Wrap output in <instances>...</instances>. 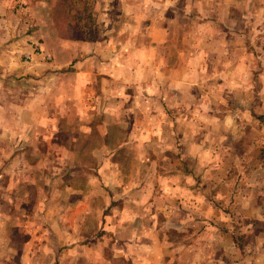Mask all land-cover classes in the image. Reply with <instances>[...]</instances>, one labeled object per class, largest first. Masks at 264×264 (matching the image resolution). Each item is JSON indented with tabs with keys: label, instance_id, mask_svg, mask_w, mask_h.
Here are the masks:
<instances>
[{
	"label": "crops",
	"instance_id": "obj_1",
	"mask_svg": "<svg viewBox=\"0 0 264 264\" xmlns=\"http://www.w3.org/2000/svg\"><path fill=\"white\" fill-rule=\"evenodd\" d=\"M105 4L102 29L88 35L85 27L67 37L61 61L41 63L33 55L15 68L8 56L28 37L12 0H0V264H210V243L199 247L203 240H171L160 231L181 230L185 209L196 217L200 200L212 197L196 183L214 166V134L246 135L247 123L264 127L258 122L264 118V0H181L171 21L150 16V0ZM9 73L31 82L20 79V94L10 96ZM165 120L174 129L167 131ZM120 124L124 137L112 147L110 134ZM92 134L102 142L87 165ZM155 134L174 136L175 143L153 145ZM151 148L187 152L204 175L184 169L183 156L174 158V173H150L164 166L151 159ZM115 149L141 151L130 162L142 174H110L113 185L106 186L103 168L118 162L104 152ZM72 169L99 185L89 193L93 199L78 194L70 202ZM225 177L222 197L240 196L242 209L225 212L244 214L240 225L249 239H231L241 255L229 264H264V175Z\"/></svg>",
	"mask_w": 264,
	"mask_h": 264
},
{
	"label": "rangeland",
	"instance_id": "obj_2",
	"mask_svg": "<svg viewBox=\"0 0 264 264\" xmlns=\"http://www.w3.org/2000/svg\"><path fill=\"white\" fill-rule=\"evenodd\" d=\"M150 1L151 6L146 8H150V16L156 18H158L159 16H166L167 20L169 21H171L170 18L173 15V7L179 5V3L181 2L180 0L175 3H171L169 0H167L168 5L164 8V6H160V0ZM171 1L174 2V0ZM12 4L13 9L18 10L22 16V34L23 36L28 37L27 44L26 42L22 43L19 51H15V54L11 53V55L8 56L10 57L9 65H12L15 68H20V63H31L33 55L39 57V60L37 61L41 63L57 60L61 61L65 55V53L62 51L63 43L66 41L67 37L75 36V32H77V30L83 29L85 27L86 30H88V35H94L95 29L98 30L99 27V30L102 29L100 26V21H98L99 14H103L102 16H105L107 14V11H102V7H107V9L105 10H108L109 8V6L105 4V0H12ZM183 7L186 8L187 13H191V8H193L191 6ZM139 8L143 10V8ZM196 8H193V12L197 10ZM245 11L247 12L246 9ZM248 11H250V8L248 9ZM144 12L145 11H141L140 13ZM197 14L201 15V13L198 11ZM202 14L205 15V12L202 11ZM78 15L80 16L79 18ZM2 59L3 58L1 57V61ZM13 63L17 64L15 65ZM1 65L2 64H0V68L2 67ZM24 78H27V76L9 73V75L7 76V80L9 82L6 85L9 95L20 94L19 92L22 88V81L20 79H23L28 83L31 82L30 79ZM153 104H155L154 108H157L158 102ZM122 108L123 107H121V109ZM259 119V123L264 122V118ZM153 121L154 120L152 119L151 124L158 127L156 121H154V123ZM164 122L166 123L165 126L168 128L167 131H170L169 129L171 128L174 129L173 122H168V120H165ZM247 124L248 130L246 131V135H242L241 131L232 136H228V134H214L213 142L215 144V147L213 149L214 151L212 152V155L214 157V166L212 167V169H210V172L207 173V176H204L203 179L199 181V183H196V186L199 187V191L202 194L204 193L205 195L208 192L212 197H210L209 200H205L203 198L200 200L199 204H201V209L197 211L198 216H191L192 213H190L188 217L189 211L185 209V216H183L185 225L181 230L167 229L160 231L161 235L165 233V235L171 240L181 238L183 242L186 241L188 243L190 241L198 243L203 240L200 245H197L199 247H203L205 243H210V245L212 246V248H210L211 246H209L211 254L207 255L208 259L210 260V264H229L231 263V260L232 262H234V260L236 262V258H239V256L241 255V250L239 248L233 250L232 247H230L231 245L229 243H232L231 239L236 241L240 240L241 242L249 241V239H246L244 237L243 229L240 225L244 220V214L241 213L240 215L238 214V212L235 213V211L239 209L231 211V214L225 212V210H228L229 208H240V196L234 197L232 198V200H229V198L227 197L224 199L222 197V192H220L221 188L223 190V188L226 187L223 183H221L222 181H220V179H225L226 175L230 176L227 177L228 179H235L239 178L240 176H244V178L248 181L253 179V174L264 175V147L262 145V141L264 140V127H261V129H254L251 123ZM122 125L125 124H120L119 129H112L109 138L112 147L113 143H116L118 139H122L124 137V134L120 133V131H122ZM163 136L164 135L159 136L158 134L152 135L151 140L153 145L162 144V142L170 145L175 143L174 136L170 138H164ZM88 141L90 142L88 143L87 147H90V149L87 153L84 154V163L87 165L92 164L95 151L94 148L98 147L99 143L102 142V139L98 134H92L90 135V139ZM231 143V150L226 149L225 146L229 144L231 145ZM176 150L170 149L167 150L168 153H165L161 152L158 148H151V152H149V156L151 157V159L158 161L159 164H162L164 166H152L151 169L149 168L150 173L153 172L156 175L174 173V170L176 168L174 165V158L176 156H183L185 167L184 169L193 170L194 173L199 177L204 175L205 168L201 166V163H198L196 161V165V163H194L193 161V157L187 155V152L183 151V153L181 154ZM105 152L104 157H109L110 160H115L118 162V167H115L114 169L112 166L108 169H106L105 167L103 168V181L104 183H106V186L113 185L110 181V174H119L122 176H139L140 174H142V169L134 162H137V158L140 155L141 151H134L132 149H115L114 151L105 150ZM163 154L164 156L162 157ZM98 158H100V155H98ZM131 159L134 160L132 163L130 162ZM163 167L165 168L163 169ZM105 172L108 173L106 174L107 176H105ZM144 172H146V170H144ZM206 177H208V180L210 179L209 183H206ZM139 184L140 183L136 182L135 188H137ZM158 185V183L155 184L156 187ZM238 185L239 186H237V193L242 194L243 188H246V186H248V182L243 181ZM70 186L72 191L70 195V202H74L78 200V194H87L88 196H90V191L96 192L99 185L83 179V177H81L79 173L74 169L70 178ZM234 186H236V184ZM91 199L93 198L91 197ZM158 202V206L156 205V207H158V213L156 214V217L162 220V213H160L159 210L160 201L158 200ZM169 202H171V200H169ZM215 204H220V208H217ZM233 205L234 207H232ZM92 206L93 203L91 205V208ZM206 206L210 207L209 211H206ZM156 207L154 206L153 210ZM205 213L207 214L206 217H204ZM94 217L95 212L92 211L88 216V225H91V220H94ZM156 217L151 213L152 219L156 220ZM250 217L254 218L255 216L251 215ZM207 221L208 223H206ZM203 236L206 237L202 239Z\"/></svg>",
	"mask_w": 264,
	"mask_h": 264
},
{
	"label": "built area",
	"instance_id": "obj_3",
	"mask_svg": "<svg viewBox=\"0 0 264 264\" xmlns=\"http://www.w3.org/2000/svg\"><path fill=\"white\" fill-rule=\"evenodd\" d=\"M262 145H263V147H264V140L262 141Z\"/></svg>",
	"mask_w": 264,
	"mask_h": 264
},
{
	"label": "trees",
	"instance_id": "obj_4",
	"mask_svg": "<svg viewBox=\"0 0 264 264\" xmlns=\"http://www.w3.org/2000/svg\"><path fill=\"white\" fill-rule=\"evenodd\" d=\"M80 16L78 15V18H79Z\"/></svg>",
	"mask_w": 264,
	"mask_h": 264
}]
</instances>
